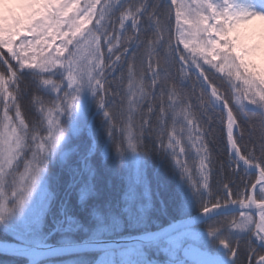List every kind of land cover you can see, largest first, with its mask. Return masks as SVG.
<instances>
[{
	"label": "snow or ice",
	"instance_id": "obj_1",
	"mask_svg": "<svg viewBox=\"0 0 264 264\" xmlns=\"http://www.w3.org/2000/svg\"><path fill=\"white\" fill-rule=\"evenodd\" d=\"M46 2L3 6L0 264H213L202 246L222 230L231 264H264V0ZM26 72L52 95L26 105Z\"/></svg>",
	"mask_w": 264,
	"mask_h": 264
},
{
	"label": "trees",
	"instance_id": "obj_2",
	"mask_svg": "<svg viewBox=\"0 0 264 264\" xmlns=\"http://www.w3.org/2000/svg\"><path fill=\"white\" fill-rule=\"evenodd\" d=\"M159 4L161 7H166L167 6V1L166 0H149V5L150 6H156ZM58 5V0H47L45 3V7L48 8H53L55 9ZM0 17H4V12L3 9H0ZM39 84V92L37 93V88L36 85ZM54 85H43L40 83L39 77L36 74H31L26 72L24 80L21 82V88L23 90L24 98H25V104L28 105L30 97H32L34 94H39L41 97H50L52 95V88ZM144 107H147V104L144 105ZM86 110L90 111L94 116H96L97 122L100 120H103L104 117V111L105 109L101 107L99 104V98L92 92L91 95L89 96L88 104L85 107ZM247 114V111L244 110V114L241 115V120L244 121L245 115ZM260 129L257 128L256 133H260ZM247 138V135L246 137ZM221 148H216V145H213V148L215 150V155L217 159L223 160L225 164L228 163L224 151L222 150L223 148V140L221 139ZM153 167H158V163H153ZM180 178L179 171L177 170V179ZM183 185V190L189 200L191 201V207H192V214H197L199 213L200 209V198L198 194L184 181H181ZM169 196V192H164L163 193V198L167 199ZM162 222L166 223V221L163 220V217L160 218ZM202 228L207 229V224H201ZM225 235L223 230L220 233H217L214 237H210L207 239L204 244L203 248L208 249L210 251H217V247L220 243V238ZM0 259H4V257H0Z\"/></svg>",
	"mask_w": 264,
	"mask_h": 264
},
{
	"label": "rangeland",
	"instance_id": "obj_3",
	"mask_svg": "<svg viewBox=\"0 0 264 264\" xmlns=\"http://www.w3.org/2000/svg\"><path fill=\"white\" fill-rule=\"evenodd\" d=\"M5 2L6 0H0V9H3ZM222 22L225 23L226 27L228 25H231L233 28H235L237 27L238 23L241 22V20L239 17L229 15V16H225ZM260 24H261V28L259 32L251 37V39L255 41L251 45V49L264 48V15L261 16ZM4 29H5V18L0 17V37H2ZM35 30L36 31L50 30L48 18L43 17L41 20V26L36 27ZM230 32H231V28H228L227 32L223 35L222 38L227 40L229 38ZM241 35H245V34L243 32L238 31L236 39L232 40L231 43L235 45L236 47H238L239 49H242L243 51L247 52L248 50H251V49H249L247 46L243 44L237 43ZM211 47H212L214 54L220 55L228 48V44H224V45L212 44ZM242 66H243V72H247L249 70V65L244 64L243 61H242ZM262 76H264V73H262ZM91 93H92V90L90 88L86 86L83 87L82 91L80 92V100H79L81 108L85 109V107L88 104L89 96L91 95Z\"/></svg>",
	"mask_w": 264,
	"mask_h": 264
},
{
	"label": "water",
	"instance_id": "obj_4",
	"mask_svg": "<svg viewBox=\"0 0 264 264\" xmlns=\"http://www.w3.org/2000/svg\"><path fill=\"white\" fill-rule=\"evenodd\" d=\"M198 214L199 213L194 214V216H197ZM222 248L226 249L224 246H222ZM203 251H205L208 254L206 258L210 259L211 261H213V264H223L224 263L225 259H224V257L222 255L216 254V253H212V252L204 250V249H203ZM227 260L231 261L232 258L227 259Z\"/></svg>",
	"mask_w": 264,
	"mask_h": 264
},
{
	"label": "flooded vegetation",
	"instance_id": "obj_5",
	"mask_svg": "<svg viewBox=\"0 0 264 264\" xmlns=\"http://www.w3.org/2000/svg\"><path fill=\"white\" fill-rule=\"evenodd\" d=\"M204 250H207V251H210L208 249H205L203 248ZM213 252V251H211ZM213 253H216V254H220L224 257L225 261L223 264H231V261L227 260V259H230L232 258L231 254H230V249L229 248H222V245L219 243L218 247H217V251L213 252Z\"/></svg>",
	"mask_w": 264,
	"mask_h": 264
}]
</instances>
